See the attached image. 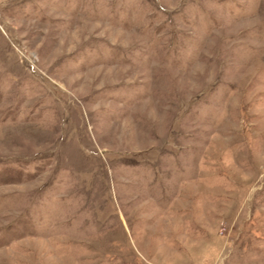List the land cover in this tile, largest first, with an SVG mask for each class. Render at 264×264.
Here are the masks:
<instances>
[{"label":"rangeland","instance_id":"rangeland-1","mask_svg":"<svg viewBox=\"0 0 264 264\" xmlns=\"http://www.w3.org/2000/svg\"><path fill=\"white\" fill-rule=\"evenodd\" d=\"M0 264H264V0H0Z\"/></svg>","mask_w":264,"mask_h":264}]
</instances>
